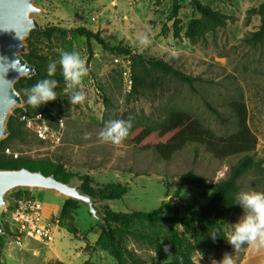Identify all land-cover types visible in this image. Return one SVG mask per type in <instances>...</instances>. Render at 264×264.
Segmentation results:
<instances>
[{
    "label": "rangeland",
    "instance_id": "obj_1",
    "mask_svg": "<svg viewBox=\"0 0 264 264\" xmlns=\"http://www.w3.org/2000/svg\"><path fill=\"white\" fill-rule=\"evenodd\" d=\"M191 1L180 0V35L176 37L172 0H35L41 9L35 17L42 29L57 30L50 39L37 40L40 53L58 61L64 51L79 52L89 68L83 81L87 99L83 105L70 104L71 90L66 89L57 65L61 74L56 89L58 98L45 106L53 128H57L59 120L63 121L60 144L42 142L26 128L21 138L7 142L9 151L18 153V158L63 165L65 172L73 175L71 185H81L80 178L84 175L93 178L95 187L109 183L126 185L129 190L122 199L100 202L101 209L108 206L114 212L154 211L174 196L180 176L193 171L204 182L183 187L175 206L182 216L196 218L211 198L209 187L225 179L242 156L219 159L203 145L188 144L170 161H165L154 149L143 150L132 143L129 134L140 127L157 128L171 112L181 111L198 119L216 136L226 137L237 131L230 104L242 101L248 108L249 124L258 144L253 153L257 166L241 178L240 192L264 191V42H247L248 36L260 26L259 16L251 10L263 0H200L226 14L228 21L224 27L196 41L185 37L190 21L199 18ZM80 27L99 34L110 47L129 48L135 55L163 59L204 81L191 88L172 77H162L158 88L147 87L139 95L130 96L131 84L124 76V71L130 68L129 56L104 50L94 40L88 42L74 33ZM141 37H146V42L141 43ZM206 103L221 113L223 121ZM17 109L20 110L16 112ZM17 109L10 117L17 118L26 111L25 104ZM115 119L131 120L129 133L119 144L104 141L99 135L106 122ZM14 194L7 197L9 205ZM31 194L42 206L43 221L59 216L65 198L43 191ZM7 210L4 208L0 217L4 227L10 225ZM243 215L240 207L227 217L226 236ZM74 225L78 236L61 225L51 243L27 238L22 247L11 236L1 235L6 244V263L62 264L56 261L59 259L64 264H84L87 260L116 264L105 251L93 253L91 246L98 238L95 232L100 229L83 204L75 213ZM179 231L193 248L194 264H218L225 253L232 255L234 264L243 259L249 260L247 264H264V245L259 242L234 250L225 241L205 256L198 250L193 229L180 227ZM133 232L125 247L141 264L170 262L168 232L164 227L136 223Z\"/></svg>",
    "mask_w": 264,
    "mask_h": 264
},
{
    "label": "trees",
    "instance_id": "obj_2",
    "mask_svg": "<svg viewBox=\"0 0 264 264\" xmlns=\"http://www.w3.org/2000/svg\"><path fill=\"white\" fill-rule=\"evenodd\" d=\"M172 19L174 20V35L179 37V11L181 9L180 0H172ZM191 6L199 15V18L190 21L185 37L191 41H196L205 37L207 33L215 32L224 27L228 21V16L211 6L202 3L200 0H192ZM260 18V26L257 31L252 32L247 42L261 44L264 42V0L255 9L251 10ZM55 28L33 30L28 39V53L24 57L36 67L37 74L31 78H21L16 84V89L22 95L25 102V110L32 115L36 112H43L46 115L48 108L43 105L40 108H33L27 104L25 89L30 88L39 80L54 78L60 80V70L57 68L54 77L47 76V66L51 59L40 53L37 40L50 39ZM75 34L83 36L88 42L96 41L104 50L111 51L119 56H129L132 85L130 96L139 95L147 87L158 88L162 77H172L182 84L193 88L196 83L204 81L201 77L188 75L169 62L155 57H143L135 55L129 48L120 46L110 47L105 43L99 34L88 30L85 27L77 28ZM208 109L223 121L221 113L209 103ZM231 110L237 122V131L226 137H218L213 131L205 127L198 119L188 113L175 111L171 112L164 123L157 128L140 127L129 134L132 143L143 150L154 149L162 159L170 161L175 154L180 152L188 144H199L207 148L215 157L225 159L234 156H242L233 166H231L228 176L225 179L212 184L209 190L212 192L211 198L205 206L201 208L198 217H186L180 214V210L175 206L176 199L180 191L185 186L199 185L204 180L193 171H188L180 176L176 183V191L167 202H162L159 208L151 212L132 211L114 212L108 206H102L104 219L109 228L107 232L99 227L100 232L96 245L107 252L116 264H141L139 258L129 254L125 241L133 235V225L136 223L148 224L153 227H164L168 232L170 246V262L168 264H194L193 248L186 238L181 235L179 228L195 231L194 240L198 250L205 256L217 250L227 238L224 230V221L231 213L238 212L240 206L234 203L237 193L240 192V180L250 173L257 163L253 157L256 151L258 140L249 124V111L242 101H233L230 104ZM20 109L15 110L16 112ZM23 110H21L22 112ZM24 112V111H23ZM47 116V115H46ZM9 136L0 141V168L19 169L29 168L33 171H43L46 175H55L58 180L69 183L72 174L66 173L61 164L47 163L42 160L15 159L12 152L7 147V142L12 139H19L24 134L25 126L17 117H10L8 121ZM82 191L101 201L120 200L127 193L129 188L119 183H109L95 187V181L89 175L80 178ZM31 195V192H15L14 198ZM80 204L74 200H65L60 211L59 218L61 225L69 228V233L77 235L78 230L74 225L75 213ZM168 214V215H164ZM6 234L11 236L10 226L5 224ZM219 230L220 235L213 241L209 234ZM5 246L3 236L0 237V258ZM61 263V262H60ZM85 264H94L86 261Z\"/></svg>",
    "mask_w": 264,
    "mask_h": 264
},
{
    "label": "water",
    "instance_id": "obj_3",
    "mask_svg": "<svg viewBox=\"0 0 264 264\" xmlns=\"http://www.w3.org/2000/svg\"><path fill=\"white\" fill-rule=\"evenodd\" d=\"M40 12L35 0H0V141L10 134L8 121L12 111L25 104L15 84L37 74L36 67L24 55L28 53L30 33L42 30L35 17ZM18 191H43L74 200L86 206L97 224L109 231L99 198L83 192L81 185H71L53 174L25 167L0 168V217L3 209L9 207L8 195ZM4 234L6 229L0 219V236Z\"/></svg>",
    "mask_w": 264,
    "mask_h": 264
},
{
    "label": "clouds",
    "instance_id": "obj_4",
    "mask_svg": "<svg viewBox=\"0 0 264 264\" xmlns=\"http://www.w3.org/2000/svg\"><path fill=\"white\" fill-rule=\"evenodd\" d=\"M141 43L146 42V37H141ZM59 65L66 89L71 90L69 102L72 105H83L86 101L84 91V78L89 74V68L85 60L77 51H64L60 54L58 61L52 60L47 66V76L54 77ZM58 81L54 78L39 80L36 84L25 89L27 104L33 108H40L48 102L55 101ZM131 128V120L115 119L106 122L105 128L99 133L104 141L119 144L126 138ZM234 203L239 205L244 215L238 223L233 225L226 241L234 250L245 244L259 242L264 245V191H241L237 193ZM220 235L219 230L209 234L215 241ZM167 251V249H165ZM218 264H234L232 255L225 253Z\"/></svg>",
    "mask_w": 264,
    "mask_h": 264
},
{
    "label": "built area",
    "instance_id": "obj_5",
    "mask_svg": "<svg viewBox=\"0 0 264 264\" xmlns=\"http://www.w3.org/2000/svg\"><path fill=\"white\" fill-rule=\"evenodd\" d=\"M116 61L118 62V60ZM124 76L132 85L130 68L124 71ZM18 118L25 128L30 130L40 141L53 145L60 144L62 120L58 121L57 128H53L43 112L30 115L24 111L19 114ZM12 155L15 159L19 157L18 153L12 152ZM7 209L10 218L11 238L19 247L23 246V242L27 238L51 243L61 228L59 216L47 222L42 220V206L32 194L14 198Z\"/></svg>",
    "mask_w": 264,
    "mask_h": 264
},
{
    "label": "crops",
    "instance_id": "obj_6",
    "mask_svg": "<svg viewBox=\"0 0 264 264\" xmlns=\"http://www.w3.org/2000/svg\"><path fill=\"white\" fill-rule=\"evenodd\" d=\"M78 230V229H77ZM97 235H99V232H95ZM79 235V231H78V233H77V235L76 236H78ZM97 241V240H96ZM91 246V245H90ZM91 247H93V253H95L96 251L98 252L99 250H101L96 244L95 245H93V246H91ZM5 248H6V244H5V246H4V250H3V253H2V258H1V262L3 263V264H7L6 263V261H5ZM86 252H87V254H89V255H92V254H90V252L87 250V248H85L84 249ZM103 251V250H102ZM56 261H59V262H61L62 264H64L62 261H60L59 259L58 260H56ZM87 261H90V262H92L91 260H87ZM248 261L249 260H247V259H243L242 260V262L240 263V264H247L248 263ZM86 262V261H85ZM85 262H84V264H85ZM93 263V262H92ZM95 264V263H94Z\"/></svg>",
    "mask_w": 264,
    "mask_h": 264
}]
</instances>
